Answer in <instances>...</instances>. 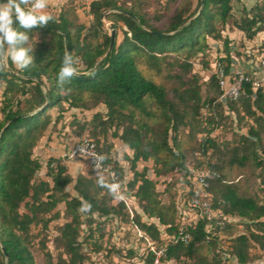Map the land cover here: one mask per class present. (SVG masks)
<instances>
[{
	"label": "trees",
	"instance_id": "obj_1",
	"mask_svg": "<svg viewBox=\"0 0 264 264\" xmlns=\"http://www.w3.org/2000/svg\"><path fill=\"white\" fill-rule=\"evenodd\" d=\"M232 1L204 0L201 6V0H197L192 8L188 0L178 4L177 0H93L88 25L78 21L71 5L52 15L54 19L46 26L25 30L14 24L18 30L27 31L29 39L24 46L33 49L30 54L34 62L21 70L7 58L16 74L0 72V264H36L32 230L39 229L37 235L43 236L45 245L50 223L60 216V203L68 219L56 227L57 234L52 238L56 264H84L83 242L79 239L82 213L88 216L89 238L93 236L95 216V229L101 221L116 218L136 226L145 234L141 240H153L158 247L161 231L143 216L155 218L166 233H175L180 220V187L188 182L189 174L204 169L209 170L207 180L214 206L227 218L225 227L221 234L214 233L206 230L207 221L199 220L189 228L188 244H167L163 263L173 260L180 264L187 258L191 264H226L225 252L228 264H246L252 260V246L264 251V196L241 191L238 180L231 178L233 169L251 165L258 188L264 191V89L253 90L247 83L244 95L223 102L213 70L207 77L205 95L199 75L193 72V61L206 56L208 38H223L225 56L218 55L215 60L229 68V39L222 37L226 25L243 31L247 39L264 31V3L244 8L235 17ZM155 2L160 6L150 15L146 7ZM103 15L115 29L109 52L110 36ZM261 49L264 52V40ZM65 52L78 59L68 94L61 92L57 82ZM153 75H163L174 85L158 82ZM98 104L104 106V112L96 111L86 122L72 123L74 129L92 135H106L110 130L112 138L121 140L131 151V156H125L132 171L127 188L141 209L132 217L126 205L106 187L112 183L105 176L79 173L73 177L62 158L49 157L43 162L36 154L52 122L51 109L61 111L58 120L68 109L90 110ZM203 108L205 113L201 112ZM230 114L235 115L237 128L246 131H233L232 141L220 144L210 134L225 124L232 127ZM184 139L198 141L197 148L207 158L190 167ZM93 140L122 180L124 167L113 159V142ZM148 161L152 162L150 167L145 164L138 169L140 162ZM150 168L154 177L148 176ZM174 170L182 175L181 183L176 194L170 191L168 200L163 201L157 190L159 177ZM173 185L174 181L168 182L163 192ZM82 207L85 211L80 210ZM239 227L244 230L231 238L229 246L220 244L225 232L232 233ZM217 245L210 257L200 252ZM45 255L52 263L49 250ZM152 259L149 251L147 264Z\"/></svg>",
	"mask_w": 264,
	"mask_h": 264
},
{
	"label": "rangeland",
	"instance_id": "obj_2",
	"mask_svg": "<svg viewBox=\"0 0 264 264\" xmlns=\"http://www.w3.org/2000/svg\"><path fill=\"white\" fill-rule=\"evenodd\" d=\"M182 0H177L176 4H178ZM189 2H192V8L195 7L197 0H188ZM163 2V0H161ZM245 3L246 9H251L255 5H261L264 3V0H233L232 1V13L235 17H239L243 9L241 8V4ZM175 4V5H176ZM66 5H71L74 7V11L76 12V15L78 17L79 22H83L84 24L88 25L91 21V15L89 12H83L81 9V4L79 0H48L47 6L43 10H39L38 13L41 11L43 13L51 14L57 16L61 9H63ZM175 5H173V8H175ZM160 3H156L153 5H150L146 7V11L152 15L156 8H159ZM239 12V13H238ZM106 19V18H105ZM107 23V24H106ZM106 23L104 22L105 28L108 30V33H110V22L106 19ZM159 26H162V23L158 24ZM229 26L226 25L224 28V31L222 32V37L226 36V31ZM232 28V27H230ZM120 37V34H119ZM254 39H258L257 36ZM208 41V48L205 50L206 56L203 58L197 57L193 61V72L197 73L199 75V82L202 87V93L205 95V92L207 90L206 88V82L207 77L212 72V67L210 66L211 61L215 60L216 56L218 54L216 53V50L222 51L224 48L223 45V38L220 40H214L211 38L207 39ZM232 41L233 51L239 55H242L244 50L248 49L252 52H262L261 45H255L250 46L253 42L249 43L248 39L240 40L239 38H234L232 40H229V42ZM231 47V45H229ZM8 49V45L6 50ZM257 54V53H256ZM244 57L246 55H243ZM6 63H7V57ZM153 78L156 79L158 82L165 83L168 86L174 85V82L168 81L167 78L163 75H153ZM2 94H1V87H0V108L2 105ZM64 107L67 106L66 103L63 105ZM96 111H105V108L102 104H98L95 108L90 110H79V109H68L64 111V116L56 119L57 116L60 114V110L58 108H53L49 111V114L52 117V122L49 125L48 129L46 130L43 137H47L49 134L52 133H61L63 130L67 127L70 129L72 135L74 137L79 136H90L91 138L95 139L97 138V141L99 143H102L104 139H106L107 142H113L117 138H112L111 131L109 130L106 135L104 134H95L92 135L89 131L87 132H79L78 129L75 128V123H72L73 120H79L78 122L83 123L91 119L92 115ZM201 112L205 113V108L201 109ZM231 117L234 119L232 123V127L228 126L227 124L222 125L221 127H217L214 131L211 132L210 136L214 137L220 144H223L225 142H231L233 139V131L237 132H245L246 128L238 129L237 123L235 120V115L230 114ZM2 118V112L0 110V119ZM57 120V121H56ZM54 121H56L54 123ZM79 123V124H80ZM73 124V125H72ZM68 125V126H67ZM231 127V129L229 128ZM63 136V135H62ZM50 137V136H49ZM199 139V136L197 140ZM198 141L194 139H184L183 140V148L185 151V154L187 156L188 165L190 167L193 166V164L197 160H201L204 157L201 153V151L197 148ZM114 144V143H113ZM210 153V151H209ZM125 156L129 155L131 156V151L128 154L127 152H124ZM125 159V167H124V178L123 180L126 181V183L132 178V171L130 169L129 161ZM147 164L149 167L151 166L152 162L148 161L146 163L140 162L138 165V169H142V165ZM86 175L96 176L100 175L96 171H94L89 165L87 169L85 170ZM73 177H75L77 174H72ZM103 176V175H101ZM149 177H154V174L152 172V169L150 168L148 171ZM231 178L238 180L239 187L241 191H246L250 193H258L260 196H264V191L259 190L258 186V179L254 177V173L252 171V166L247 165L246 167L239 169L235 168L231 171ZM182 175L178 170H174L172 173L160 176L159 181L157 183V190L160 192V197L163 201H167L169 198V192L171 191L173 195L176 194V189L179 186V183H181ZM174 181V185L170 188L171 190L163 192L165 187L167 186L168 182ZM71 189V186H70ZM71 192H73L71 190ZM74 193V192H73ZM116 200H118L116 198ZM57 209L60 210V216L59 218L54 219L49 226L48 229V237L45 240V245H43L42 240L43 236L41 234L37 235L38 228H33V237H32V251L36 260V264H56V251L54 249V245L52 242V238L57 234L56 227L58 225H61L63 222H65L68 217L64 213V204L60 203L57 207ZM136 210L141 212V209L139 206L136 207ZM87 218L88 216L85 213H82V225H81V233L79 239L83 242V249L82 252L85 254L86 259L84 260V264H147V261L144 259L142 253L144 251V248L146 246V242L139 239L138 235L136 234V230L126 221L112 218L107 221H101L99 229H95L96 221H98L97 216H95L96 221L92 224V231L93 236L91 238L88 237L89 234V227L87 224ZM102 220V219H101ZM244 229L242 227H239L238 229L234 230L232 233L225 232V237L221 240L220 244L224 246H229L231 244V238H233L235 235L242 232ZM94 242L96 245H94ZM218 248V245L206 250V248H202L200 250L201 254L207 255L208 257L212 256L216 249ZM46 250H49L52 255V263H50L49 259L45 255ZM250 255L252 256V260L246 264H264V251H261L258 247L252 246L250 248ZM192 260L190 259H183V261L180 264H191ZM235 262V260H233ZM175 261L169 260L165 264H174ZM228 264V263H226Z\"/></svg>",
	"mask_w": 264,
	"mask_h": 264
},
{
	"label": "built area",
	"instance_id": "obj_3",
	"mask_svg": "<svg viewBox=\"0 0 264 264\" xmlns=\"http://www.w3.org/2000/svg\"><path fill=\"white\" fill-rule=\"evenodd\" d=\"M93 0H79L83 12H89L90 3ZM212 70L216 75L218 85L221 89L219 99L223 102L237 100L245 94V84H250L253 90L264 89V52H262L256 61V69L252 70H230L221 60H214ZM66 159L83 158L87 164L98 174L105 176L111 183L118 184L119 190L116 198L121 200L127 207L132 217L136 207L137 200L127 188V183L120 180L119 175L112 168V164L105 162L103 154L99 151L96 142L89 136L77 137L69 146L68 151L63 155ZM115 160V159H114ZM54 162L51 166H54ZM209 170L204 169L196 171L187 176V183H182L177 199V210L179 215V225L175 233H166L164 226L159 227L161 231L162 243L156 246L153 240H148L142 253L144 259L149 251L153 253V259L150 264H164L163 258L166 256V247L169 243L188 244L191 240L190 227H194L199 220L207 221L206 230L218 232L225 227L227 218L214 206L212 195L209 191L207 180ZM215 226L218 231H215ZM139 239L145 237L143 231L133 226ZM147 238V237H146ZM148 239V238H147ZM225 261L227 254L223 252Z\"/></svg>",
	"mask_w": 264,
	"mask_h": 264
},
{
	"label": "clouds",
	"instance_id": "obj_4",
	"mask_svg": "<svg viewBox=\"0 0 264 264\" xmlns=\"http://www.w3.org/2000/svg\"><path fill=\"white\" fill-rule=\"evenodd\" d=\"M47 3L48 0H7L6 3H0V72L7 70L6 57L10 58L12 63L21 70L29 68L33 64L34 57L30 54L33 49L30 46H24L29 39L27 31L18 30L14 24L18 23L19 28L25 30L48 25L54 17L42 11L37 14L39 10L46 8ZM6 44L8 45L7 50L5 49ZM77 62L78 59H74L71 53L65 52L57 76V82L63 94L71 92V88L67 86L71 84L77 74L75 67ZM106 187L115 194L120 186L113 183ZM80 210L85 211V208L82 207Z\"/></svg>",
	"mask_w": 264,
	"mask_h": 264
},
{
	"label": "crops",
	"instance_id": "obj_5",
	"mask_svg": "<svg viewBox=\"0 0 264 264\" xmlns=\"http://www.w3.org/2000/svg\"><path fill=\"white\" fill-rule=\"evenodd\" d=\"M241 8L242 9L245 8V3L241 4ZM225 33H226V37L229 40H232L234 38H239L240 40H242V38L247 39L243 31L237 29L236 27H232V28L228 27ZM256 36L258 38L257 40L254 39ZM248 40H249V43L253 42L252 44H250V46L252 47L255 45L257 46L261 45L264 40V31L263 30L258 31L253 38L248 39ZM229 45H231V47H229L230 49V56H229L230 70H233V71L248 70L249 71L252 69H256V61L258 59V56L262 52H258L257 50L256 52L257 54H256L255 52L250 51L248 48L244 50L242 55H239L232 50L233 49L232 41L229 42ZM216 53L220 56H223V57L225 56L223 51H219L218 53V50H216ZM243 55H246V56L244 57ZM68 128L69 127L65 128L63 132L61 133L59 132L52 133V134H49L47 137L46 136L43 137L36 149V154L40 156L43 162H46L49 157L62 158L63 163L65 164V166L68 169V172L71 175L79 174V173L85 174V170L88 167V164L85 159L83 158L66 159L63 157V155H65V153L68 151L70 144L76 139V137L72 135L70 129ZM113 143H114L113 149L111 152L113 159H115L116 161L120 163V165L125 167L126 163L124 159L125 158L124 152H127L129 154L130 150L119 139H116L115 141H113ZM44 169L45 168L43 167L42 170L44 171ZM143 220L148 221V222H155L158 225V227L161 226L160 224H158V221L155 218H147L146 216H143Z\"/></svg>",
	"mask_w": 264,
	"mask_h": 264
},
{
	"label": "water",
	"instance_id": "obj_6",
	"mask_svg": "<svg viewBox=\"0 0 264 264\" xmlns=\"http://www.w3.org/2000/svg\"><path fill=\"white\" fill-rule=\"evenodd\" d=\"M203 2H204V0H201V6L203 5ZM201 6H200V7H201ZM102 20H103V22L106 23V19H105L104 15L102 16ZM106 24H107V23H106ZM109 36H110V43H109V47H108L107 52L110 51L111 46H112V44H113L114 37H115V29H114L113 27H111V26H110V33H109ZM6 48H7V44L5 45V49H6ZM7 66H8V64H7ZM7 70L10 71L11 73L16 74L13 70H11V68H10L9 66L7 67ZM38 81L40 82V80H38ZM28 114H29V113L24 114V115H28ZM24 115H22V116H24ZM14 119H15V118H14Z\"/></svg>",
	"mask_w": 264,
	"mask_h": 264
}]
</instances>
